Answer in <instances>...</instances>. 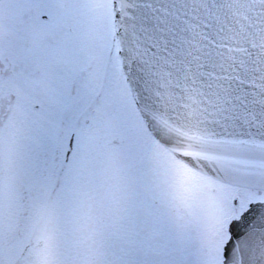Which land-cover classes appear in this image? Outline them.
Segmentation results:
<instances>
[{
  "label": "snow or ice",
  "instance_id": "6c2138e0",
  "mask_svg": "<svg viewBox=\"0 0 264 264\" xmlns=\"http://www.w3.org/2000/svg\"><path fill=\"white\" fill-rule=\"evenodd\" d=\"M0 264H264V0H0Z\"/></svg>",
  "mask_w": 264,
  "mask_h": 264
}]
</instances>
